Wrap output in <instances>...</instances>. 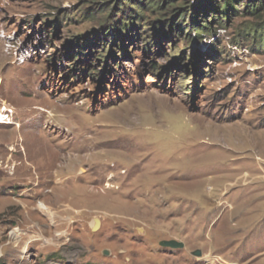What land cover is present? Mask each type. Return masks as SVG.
Here are the masks:
<instances>
[{
    "label": "rangeland",
    "instance_id": "rangeland-1",
    "mask_svg": "<svg viewBox=\"0 0 264 264\" xmlns=\"http://www.w3.org/2000/svg\"><path fill=\"white\" fill-rule=\"evenodd\" d=\"M0 121V264H264V3L0 0Z\"/></svg>",
    "mask_w": 264,
    "mask_h": 264
},
{
    "label": "bare ground",
    "instance_id": "bare-ground-1",
    "mask_svg": "<svg viewBox=\"0 0 264 264\" xmlns=\"http://www.w3.org/2000/svg\"><path fill=\"white\" fill-rule=\"evenodd\" d=\"M45 112H46V111H45ZM0 123H2V121H0ZM40 207H42V209H49V208H48L45 204H43V203H40ZM19 232H21V231H18V233H19ZM14 234H16V232H14ZM14 234H13V235H14ZM35 234H36V233H35ZM37 234H38V233H37ZM48 235H49V234H46V233L41 234V235H40V238H42V239H41L40 241H44L46 244H48V243H49V239H48L49 236H48ZM17 236H18V235H17ZM32 236H33V234H32ZM22 237H23V236H22ZM25 237H26V236H25ZM25 237H24V238H25ZM27 237H28V235H27ZM30 237H31V236H30ZM13 238H14V237H13ZM35 238H36V237H35ZM37 238H38V236H37ZM20 239H21V238H20ZM51 239H54V240H52V241H55V242H56V240H58V241L61 240L60 237H57V238H55V237H51L50 240H51ZM32 240H33V239H32ZM52 241H51V242H52ZM18 242H19V241H18ZM22 242H23V241H22ZM22 242H21V243H22ZM45 243H44V244H45ZM13 245H14V244H13ZM18 245H19V244H18ZM49 246H50V245H49ZM49 246H47L46 248H49ZM16 247H17V246H16ZM16 247H15V248L13 247V248H11V249L9 248V249H10V252H9L10 255H9V257H11V258H12L11 260H12V261H15V262H17V261H22L23 258H21V257L19 256V252L17 251V248H16ZM27 247H28V246H25V247L22 248L23 251H24V253L27 251ZM91 252H92L91 250H87V251H86L87 254H91Z\"/></svg>",
    "mask_w": 264,
    "mask_h": 264
},
{
    "label": "water",
    "instance_id": "water-1",
    "mask_svg": "<svg viewBox=\"0 0 264 264\" xmlns=\"http://www.w3.org/2000/svg\"><path fill=\"white\" fill-rule=\"evenodd\" d=\"M163 245H164V246L173 247V248H181V247H183V244H181V243H177V242H175V241H172V242H163ZM194 254H195V256H197V257L202 256V253H201L200 250L196 251Z\"/></svg>",
    "mask_w": 264,
    "mask_h": 264
},
{
    "label": "trees",
    "instance_id": "trees-1",
    "mask_svg": "<svg viewBox=\"0 0 264 264\" xmlns=\"http://www.w3.org/2000/svg\"><path fill=\"white\" fill-rule=\"evenodd\" d=\"M258 1H260L261 3H264V0H258ZM227 8H229V6H227ZM230 10V9H229Z\"/></svg>",
    "mask_w": 264,
    "mask_h": 264
}]
</instances>
